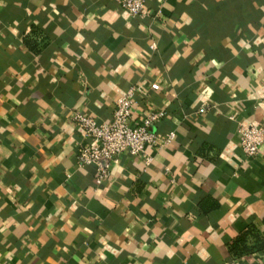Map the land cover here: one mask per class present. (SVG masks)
I'll return each mask as SVG.
<instances>
[{
    "label": "crops",
    "instance_id": "1",
    "mask_svg": "<svg viewBox=\"0 0 264 264\" xmlns=\"http://www.w3.org/2000/svg\"><path fill=\"white\" fill-rule=\"evenodd\" d=\"M0 0V264H264V0ZM158 84L157 88L152 83ZM164 108L96 183L75 112ZM252 226L246 250L231 244Z\"/></svg>",
    "mask_w": 264,
    "mask_h": 264
},
{
    "label": "built area",
    "instance_id": "2",
    "mask_svg": "<svg viewBox=\"0 0 264 264\" xmlns=\"http://www.w3.org/2000/svg\"><path fill=\"white\" fill-rule=\"evenodd\" d=\"M122 9L134 16L146 15V0H115ZM157 88L156 82L152 83ZM136 86L131 85L115 102L113 116L110 120L100 121L92 115L75 112V120L82 134L91 138V142L80 144L76 156L80 165L94 164L96 183L101 184L107 178L110 166L119 162L122 154L141 156L147 163L153 160L147 147L154 144L163 147L175 137L174 130L158 132L153 126L164 116V108L146 113L141 123L132 124V106L136 98ZM240 145L248 156H255L264 144V124H239Z\"/></svg>",
    "mask_w": 264,
    "mask_h": 264
},
{
    "label": "trees",
    "instance_id": "3",
    "mask_svg": "<svg viewBox=\"0 0 264 264\" xmlns=\"http://www.w3.org/2000/svg\"><path fill=\"white\" fill-rule=\"evenodd\" d=\"M251 235L257 234L254 232L252 226H248V228L231 244V249L234 252H238L239 250H246L248 248L246 241Z\"/></svg>",
    "mask_w": 264,
    "mask_h": 264
}]
</instances>
